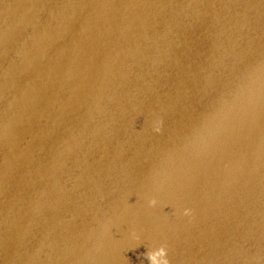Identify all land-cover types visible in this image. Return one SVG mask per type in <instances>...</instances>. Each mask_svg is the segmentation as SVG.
Returning <instances> with one entry per match:
<instances>
[{"label": "water", "instance_id": "obj_1", "mask_svg": "<svg viewBox=\"0 0 264 264\" xmlns=\"http://www.w3.org/2000/svg\"><path fill=\"white\" fill-rule=\"evenodd\" d=\"M0 264H264V0H0Z\"/></svg>", "mask_w": 264, "mask_h": 264}]
</instances>
